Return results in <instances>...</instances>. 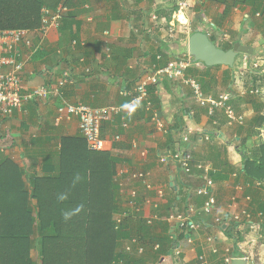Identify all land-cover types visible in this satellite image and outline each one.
I'll use <instances>...</instances> for the list:
<instances>
[{
	"label": "crops",
	"instance_id": "0c3cea01",
	"mask_svg": "<svg viewBox=\"0 0 264 264\" xmlns=\"http://www.w3.org/2000/svg\"><path fill=\"white\" fill-rule=\"evenodd\" d=\"M65 1L69 11L59 28L52 27L45 34L34 30L29 34L32 46H22L20 59L26 61L22 80L25 91L37 87L58 89L65 73L72 74L74 82L62 88L60 97L34 101L11 116L0 115V172L18 168L24 172L19 180L25 187H29V176L57 175L61 139L82 137L77 119L56 124L58 107L64 103L96 108L118 106L120 113L102 128L104 151L116 161L118 189L113 220L118 213L131 210L130 189L138 191V201L144 204L145 213L151 210V205L145 204L148 200L158 203L163 212L171 208V216L177 210L193 206L188 199L194 195L197 182L188 180L180 170L159 163L161 153L186 148L184 136L189 137L188 148L194 161L210 163L214 169L217 207L207 216L208 223L198 232H181L176 230L174 221L161 220L156 230H148L149 237H140L145 241L151 237L162 241L171 235L172 249L160 258L153 246V250L143 246L148 251L141 261L200 264L199 257L205 255L209 264H223V250L232 246L236 258L247 259L248 264H264V182L247 179L244 162L245 155L250 156L253 149L264 146V19L254 15L249 6L238 5L226 11L223 4L211 0H199L197 6L185 13L179 11V0ZM152 15L158 17L160 27L151 24L147 30L145 24ZM195 31L206 33L220 48L236 43L249 45L253 55L243 59L238 55L234 68L206 67L193 62L187 75L198 79L206 94L230 93L237 98V94L244 92L240 89L238 68L245 70L252 66L250 85L258 94L252 95V103L233 101L237 113L245 116V125H229L224 112L209 115L179 81L160 77L150 86L154 89L150 97L153 101L157 99L158 103L153 105L169 128V134L162 137L154 130L145 105H132V98L124 93L132 94L144 75L189 57L188 41ZM185 45L187 53L181 52ZM89 68L91 72H87ZM125 104L135 111L129 113L123 108ZM121 169L148 171L154 189H163L165 196L158 199L154 190L147 191L127 175L120 177ZM14 179L8 177L0 185L8 188V181ZM239 186L244 189L239 190ZM6 188L0 189V204L1 200L11 201L18 195ZM234 197L236 202L232 201ZM244 211L249 218L243 216L240 221H232ZM216 218L223 222L218 254L212 253L206 244ZM39 253L38 244L34 243L30 257L41 264Z\"/></svg>",
	"mask_w": 264,
	"mask_h": 264
},
{
	"label": "trees",
	"instance_id": "16d2710c",
	"mask_svg": "<svg viewBox=\"0 0 264 264\" xmlns=\"http://www.w3.org/2000/svg\"><path fill=\"white\" fill-rule=\"evenodd\" d=\"M62 1L66 3L65 0H0V29L37 30L41 25L42 8L56 9ZM211 1L223 4L226 11L238 5L249 6L254 15L264 19V0ZM232 47L226 45L222 49L228 51ZM181 52L187 53V45ZM153 91L149 86L150 95H153ZM203 91L206 94V90ZM248 102L252 103V100ZM152 103H158L157 99L152 100ZM60 146L58 174L29 176V187H25L19 180L23 171L18 168L15 171L8 168L1 170L0 183L8 177L15 179L13 182L8 181V188L0 185V189L18 192V195L11 201L1 200L0 264H38L37 258L30 257L34 243L38 244L41 264H144L141 257L147 251L140 255L137 250L140 246L151 249L161 243L157 251L160 258L171 251L174 241L171 235L162 241L154 240L153 237L150 241L141 238L143 235L147 236L151 228L143 219V225L137 229L138 235H142L137 238L139 240H135L136 229L129 225L138 216L130 215L121 227L116 228L113 217L118 189V184L115 183L117 171L116 161L109 153L90 150L83 136L64 137ZM244 162L246 178L253 183H263L264 146L253 149L250 156L245 155ZM77 176L80 177L79 180H76ZM4 192L6 190L1 193ZM62 193H67L68 198L59 201L58 195ZM205 201V196L195 194L188 199L189 205H196L198 209ZM81 204L83 210L65 221L63 213L72 211ZM170 211L171 208H167L164 212L160 210L158 214L166 220L171 216ZM198 221L203 226L208 218L199 216ZM160 222L161 220L155 221V225ZM35 234L36 239H32ZM129 246L133 253L126 251ZM232 253L237 257L236 251L232 250Z\"/></svg>",
	"mask_w": 264,
	"mask_h": 264
},
{
	"label": "built area",
	"instance_id": "2783aa9c",
	"mask_svg": "<svg viewBox=\"0 0 264 264\" xmlns=\"http://www.w3.org/2000/svg\"><path fill=\"white\" fill-rule=\"evenodd\" d=\"M199 0H179L178 6L181 13L192 10L197 6ZM69 9L65 2L60 3L56 9L49 7H43L41 11V25L37 29L38 33L45 34L47 31L54 27L59 28L64 18L67 16ZM159 19L156 15H152L148 24H145L147 30L150 29L151 24H157L160 27ZM186 26V25H185ZM32 30L28 29H0V115L3 117L11 116L15 112H22L26 107L34 101H47L51 97H60L62 88L66 85L73 84V75L65 73L62 81L59 82L58 89L49 90L46 87H37L31 91H25L23 86V72L26 61L20 59V53L23 45L28 47L32 46L29 34ZM108 34V33H107ZM108 53L110 52L107 49ZM158 59H161L158 56ZM193 58L191 56L182 59L180 61L169 63L166 67L156 69L154 74H146L141 77L140 81L132 94L124 93L126 96H130L131 104L138 105L144 104L148 118L151 121L154 130L160 136L165 137L169 134V128L166 121L160 115V110L155 108L152 103L149 86L154 85L160 77H166L172 81H179L183 87L188 88L196 104L206 109L209 115L213 116L218 112H224L229 125H244L245 116L239 115L235 107L231 104L235 99L246 95H255L257 90L251 89L239 95L237 98L230 93L215 96L213 94H205L200 82L187 75L188 69L193 64ZM91 72V68L87 70ZM120 107L108 106V107H91L82 103L77 105L64 103L60 105L56 112V124L62 125L65 121L73 118L77 119L80 132L87 141V144L92 151H104L105 143L102 139V128L105 123L110 122L113 116L120 113ZM120 139V137H117ZM182 142L186 145L184 150H178L174 153L164 152L159 155V163L168 168H175V171L180 170L184 176L189 180L196 181L198 187L195 190V194L198 196H207V200L201 208L196 206H190L185 211H175L173 215L166 221H174L176 223V230L181 232H198L203 226L199 223V216H211L217 207L216 197L214 195V180L212 173L214 169L210 163H197L193 159L192 151L188 148L190 146V140L188 136L182 138ZM118 175H127L133 181L139 182L147 191H155L158 199H162L165 196L163 189H154L151 183V174L145 171H129L121 169L118 171ZM173 186V184H171ZM239 190H243L242 186H239ZM138 191L136 189H130L129 191V203L131 210L126 213H118L115 217L116 228L122 226L125 219L130 215L141 213L144 221L150 226L154 225L155 221L164 220L160 218L158 212L160 206L158 203H151L149 200L145 204L151 205V210L145 213L144 204L138 201ZM232 201L236 202V198H232ZM150 207V206H149ZM245 216L249 218L248 214L244 211L240 215L235 216L232 221H240ZM134 217V216H133ZM222 219L216 218L212 225V232L207 236L206 244L212 253L218 254L220 252V245L223 239L222 233ZM155 252L160 249V245L157 244L153 247ZM138 253L143 255L145 249L138 247ZM128 253H133L132 248L126 247ZM237 259L232 253V246H227L223 250V264H233ZM200 264H209L205 255L199 257ZM41 263V261H40Z\"/></svg>",
	"mask_w": 264,
	"mask_h": 264
},
{
	"label": "water",
	"instance_id": "95a60500",
	"mask_svg": "<svg viewBox=\"0 0 264 264\" xmlns=\"http://www.w3.org/2000/svg\"><path fill=\"white\" fill-rule=\"evenodd\" d=\"M188 53L195 63H200L206 67L225 66L234 68L238 55L252 56L253 50L249 45L236 43L232 49L225 51L212 42L206 33L195 31L188 41ZM233 264H248V260L235 259Z\"/></svg>",
	"mask_w": 264,
	"mask_h": 264
},
{
	"label": "rangeland",
	"instance_id": "374dc122",
	"mask_svg": "<svg viewBox=\"0 0 264 264\" xmlns=\"http://www.w3.org/2000/svg\"><path fill=\"white\" fill-rule=\"evenodd\" d=\"M178 3H179V1H178ZM180 8V7H179ZM179 24V23H178ZM177 24V25H178ZM186 24V23H185ZM185 24H183V26H185ZM180 26V25H179ZM182 26V27H183ZM183 29V28H182ZM184 30V29H183ZM240 56H241V58L243 59V58H245V57H249V56H247V55H245V54H240ZM244 63V60L240 63V66H242V64ZM251 70H252V66L251 67H248L247 69H245V70H243V68H238V72H239V79H240V89H242L244 92L243 93H245V92H247V91H250V89H251V85H250V79H249V75H250V72H251ZM239 89V88H238ZM242 93V94H243ZM242 94H240V95H242ZM256 94H258V90H257V93ZM239 96V94H237V97ZM249 96H251V97H249ZM246 95V96H244V97H240V98H237V101H241L240 103H242L243 101H245V103L247 102L248 103V100H252V95ZM245 103H243V104H245ZM244 125H245V123H244ZM243 125V126H244ZM141 219H143V218H139V217H136V219H134L133 220V222L129 225V226H136V232H135V236H136V238H135V240L137 239V238H139L140 236L138 235L139 233L137 232V229H139L140 228V226H142L143 225V221H141ZM145 226V225H144ZM158 228V225L156 224L155 225V223H154V225L153 226H151V229H157ZM142 235V234H141ZM148 237L150 236L149 234L147 235ZM133 240V239H132ZM137 240H139V239H137ZM152 245V244H151ZM149 250V249H148ZM148 250H146L145 249V251H148ZM151 250H152V247H151Z\"/></svg>",
	"mask_w": 264,
	"mask_h": 264
},
{
	"label": "clouds",
	"instance_id": "9594fccd",
	"mask_svg": "<svg viewBox=\"0 0 264 264\" xmlns=\"http://www.w3.org/2000/svg\"><path fill=\"white\" fill-rule=\"evenodd\" d=\"M123 108H124V109H127V110L129 111V113L135 111V108H133L132 106H130V105H128V104L123 105ZM79 179H80V177L77 176V177H76V180H79ZM194 194H195V191H194ZM195 195H196V194H195ZM197 196H198V195H197ZM67 198H68V194H67V193H62V194H59V195H58V200H59V201H64V200H66ZM189 207H190V206H189ZM189 207H188V208H189ZM196 207H197V206H196ZM82 210H83V205L81 204V205L77 206V208L74 209V210H72V211L64 212V213H63V218H64L65 221L70 220V219L72 218L73 215L79 213V212L82 211ZM237 259H239V258H237ZM199 263H200V262H199Z\"/></svg>",
	"mask_w": 264,
	"mask_h": 264
}]
</instances>
